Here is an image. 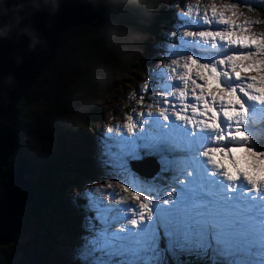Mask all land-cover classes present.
<instances>
[{"label": "snow or ice", "instance_id": "obj_1", "mask_svg": "<svg viewBox=\"0 0 264 264\" xmlns=\"http://www.w3.org/2000/svg\"><path fill=\"white\" fill-rule=\"evenodd\" d=\"M184 7L176 21L192 30L171 34L178 36L166 46L171 65L150 72L137 89L141 107L151 94L158 114H129L124 126L132 137L142 126L141 151L131 158L155 157L159 171L151 183L134 187L127 162L106 161L123 170L120 186L139 203L121 196V206L113 207L83 192L94 215L86 217L77 264H264V129L254 128L257 118L264 120V87L240 75L262 73L264 85V35L251 31L258 21L236 23L239 8L251 12L264 0ZM210 81L217 94L205 91ZM105 155L113 156L109 146Z\"/></svg>", "mask_w": 264, "mask_h": 264}, {"label": "rangeland", "instance_id": "obj_2", "mask_svg": "<svg viewBox=\"0 0 264 264\" xmlns=\"http://www.w3.org/2000/svg\"><path fill=\"white\" fill-rule=\"evenodd\" d=\"M154 1H156L155 8L163 17V20L159 19L152 28H159L158 35L153 36L146 29L122 31L120 36L112 40L116 52L111 56L100 54L95 61L87 65L86 69L83 68L82 62L76 61L68 53H59L57 57L55 56L56 60L53 59L55 60L53 66L46 67L43 80L36 84L37 93L21 105L20 113L23 121L14 158L17 164L24 166L26 173L23 172V175L28 183L39 175L45 178L41 185L37 183L40 185L37 190L35 185L34 198L24 212L29 214L31 210H37L44 214L47 204L44 203L43 198L46 197L50 184L55 183L52 177L57 175L56 173L63 170V175L71 179L62 184L59 193L55 194L58 199L62 196L64 198L60 206L58 202L55 205V216L62 223L61 229L52 230L47 236L46 243L45 240L33 243L40 238L36 228L40 224V218H30L31 222L24 226V230L21 231L19 228L16 232L12 240L16 249L5 264H75L76 260L80 259L78 256L80 247L87 238L86 217L94 215L86 209L87 202L82 196L83 192L90 191L98 199L103 200L104 204L113 207L121 206V196L130 204L138 205L139 202L129 193L124 192L120 186L125 178L123 170L112 163H106L109 159L117 165L120 160L127 162L134 174V178L130 176L128 180L134 187L151 183L156 177L159 164L155 157L131 158L132 153L141 151L139 145L143 141L139 137L143 135L140 131L142 126H137L135 137L129 136L124 127L129 114H133L135 118V114L141 111L145 113L151 111L154 114L159 112L158 105L153 104L154 97L151 94H144V103L141 107L137 89L143 88L144 83L150 79V72L156 69L166 71L171 65V57L166 46L169 41L178 40V36L171 34L177 29L180 33L192 30V28H179L176 21L177 14H186L184 5H195L203 11L213 3L220 6L231 0ZM124 8L122 0H112L114 15L123 16ZM238 11L241 19L236 23H243L244 20L258 21L260 23L251 31L258 36L264 35V7H258L251 12L246 8H239ZM226 14L231 15L230 12ZM164 19L166 23L163 22ZM82 70L83 78L87 77L93 88L78 89L77 75ZM240 75L243 78L255 77L258 81L257 87H264L259 83L262 73L242 70ZM205 91L212 94L218 92L211 81ZM66 93H74L70 100L71 108L82 118H89L93 124L90 127L84 126L73 116L61 118L59 121L61 129L72 124L77 130L71 134L64 132L62 138L58 139L53 132L50 119L51 105L55 94ZM155 95L163 97L166 93L157 91ZM143 128L147 129L146 121ZM254 128L264 129V120L257 118ZM109 129L113 131L109 132ZM256 136L259 138L261 132H257ZM125 139H136L137 143L124 144ZM106 146L110 147L113 156L105 155ZM236 153L247 161L248 158L243 153ZM75 158H78L80 165L83 166L81 171L73 165ZM222 162L227 164V160L222 159ZM49 164L56 165L58 170L50 167ZM242 166L247 165L242 164ZM134 167L141 170L138 173L143 176L139 175ZM109 184L112 188L108 187ZM108 193L118 195L113 199ZM51 218L55 222L54 214ZM69 227L73 228L72 232L69 231ZM28 242L32 243L28 245ZM1 262L4 264L2 260Z\"/></svg>", "mask_w": 264, "mask_h": 264}, {"label": "water", "instance_id": "obj_3", "mask_svg": "<svg viewBox=\"0 0 264 264\" xmlns=\"http://www.w3.org/2000/svg\"><path fill=\"white\" fill-rule=\"evenodd\" d=\"M108 0H56V7H29L21 27L28 35L15 31L0 38V172L8 165L20 134L16 104L45 71L61 49L75 34L79 25L90 27L91 51L99 49L112 30L106 7ZM27 0H0L11 10ZM8 17H0L6 20ZM30 36L40 41L30 49ZM9 77L11 81L9 82ZM1 176V174H0ZM32 188L23 177V169L13 163L0 191V246L11 242L20 224L17 217L32 196Z\"/></svg>", "mask_w": 264, "mask_h": 264}, {"label": "trees", "instance_id": "obj_4", "mask_svg": "<svg viewBox=\"0 0 264 264\" xmlns=\"http://www.w3.org/2000/svg\"><path fill=\"white\" fill-rule=\"evenodd\" d=\"M121 1V0H120ZM123 5H124V11L122 12V15H114L112 12V0H108L106 2V7L108 9V13L110 15V25L112 27V30L109 34L108 39H106L101 46L99 47L98 50L92 52L91 51V34H90V28L84 25H79L76 28V32L74 36L61 48L56 52V57L59 55L61 52L68 53L70 56H72L76 61L79 60L80 62L83 63V68L86 69L87 65H90L93 61L97 59V57L100 54L104 55H113L116 50L114 49L113 46V38L120 36L122 31H141L146 29L149 31L153 36L158 35L159 33V28H154L156 26L158 19H162L163 17L160 14V11L155 8V3L156 1L154 0H122ZM166 19V18H165ZM164 19V23L167 21ZM118 21V23H117ZM116 23V25H115ZM166 28V27H164ZM77 34V35H76ZM76 35V36H75ZM56 60V58H55ZM55 60L51 61L49 64H47L46 67H51L53 66ZM84 71H80V74L77 75V86L78 89H86V88H93L94 86L90 84V82L86 78H83ZM44 72L41 74L39 78H37L36 84L40 83L43 80ZM31 85V87L26 91L24 96H22L19 101L16 104V109H17V115H18V122L21 127L22 124V117H21V105L25 103L29 97H33L37 93V86ZM75 93V92H74ZM68 94L66 93L65 95H58L55 94L53 97L52 101V108H51V113H50V119L51 123L53 126V132L57 136L58 139L62 138V134L64 132L68 133H74V131L77 130V128L74 127V125L69 124L67 125L64 129H61L59 127V121L61 118L65 117H76L80 120V123L84 126L90 127L93 122L89 120V118H82V116H79L72 108L70 105V100L72 99V95L74 94ZM257 139H261V136ZM19 144V138L17 139V144L13 150V153L10 156V163L8 159V165L2 167L1 169V176H0V191L2 190V186L6 183L8 174L10 172V168L12 164L15 162L16 159L14 158L16 155V148L17 145ZM73 165H76L78 170H82L83 166L80 165V161L78 158H75L73 160ZM22 169L23 172L26 173L24 166L18 164ZM50 167H55V169L58 170V167L56 165L49 164ZM138 173V172H137ZM158 173V172H157ZM156 173V175H157ZM57 175H54L52 178H54L55 183L50 184L49 189L47 191V195L44 199V203L46 202L47 206L45 208L44 214L38 212L37 210H31L29 214H26L24 212L30 203L32 202L34 198V191H35V185H36V190L39 188L41 185V182L45 181L44 176H37L36 183L35 180L31 181L29 183L32 187V196L30 198V201L27 205L22 207V211L17 217L18 223L20 224V230H24V226L26 224H29L31 222L30 218L35 219L40 218V224L37 228L38 231V237H40L37 240H34L33 243L45 240L44 243H46V239L48 234L52 230L56 229H61L62 223L60 220L55 216V205L58 202L59 206L63 202V196L56 198V193H59L58 190L61 188L62 184H65L66 182H69L71 178H68L64 176V171H60L59 173H56ZM139 174V173H138ZM155 175V176H156ZM142 176V175H141ZM74 179V178H73ZM37 183H40L38 185ZM43 192V191H42ZM43 194V193H42ZM35 213V216H34ZM54 214L55 222L51 218V215ZM61 226V227H60ZM70 232L73 231V228L69 227L68 228ZM16 234V233H15ZM15 237V235H14ZM49 241V240H47ZM32 242H28V245H30ZM43 243V244H44ZM54 244V243H53ZM16 249L15 247V242L11 241L5 245L0 246V262L1 260L4 262L9 261L12 253ZM78 259L76 260L75 264H77ZM0 264H3L2 262Z\"/></svg>", "mask_w": 264, "mask_h": 264}, {"label": "clouds", "instance_id": "obj_5", "mask_svg": "<svg viewBox=\"0 0 264 264\" xmlns=\"http://www.w3.org/2000/svg\"><path fill=\"white\" fill-rule=\"evenodd\" d=\"M41 0H27L25 3L14 5L11 10L4 8L0 5V17H8L6 20H0V38H9V36L15 31L17 34L28 35L29 30L27 27H21L23 20L29 7H40ZM44 6H51L55 8L56 0H42ZM30 49L34 48L40 41L34 36H30ZM9 77V82L11 81Z\"/></svg>", "mask_w": 264, "mask_h": 264}, {"label": "bare ground", "instance_id": "obj_6", "mask_svg": "<svg viewBox=\"0 0 264 264\" xmlns=\"http://www.w3.org/2000/svg\"><path fill=\"white\" fill-rule=\"evenodd\" d=\"M77 35V34H76ZM75 35V36H76ZM238 153H236L235 154V156H236V158H240V161H241V164H243V165H245L246 163V161L243 159V157H242V155H237ZM244 162V163H243ZM226 163H228V161L226 162ZM247 165V164H246ZM248 166V165H247ZM135 168V167H134ZM136 169V171L137 172H140L141 170H139L138 168H135ZM139 175H141V174H139ZM149 175V174H148ZM143 176V175H142ZM23 177H24V175H23Z\"/></svg>", "mask_w": 264, "mask_h": 264}, {"label": "crops", "instance_id": "obj_7", "mask_svg": "<svg viewBox=\"0 0 264 264\" xmlns=\"http://www.w3.org/2000/svg\"><path fill=\"white\" fill-rule=\"evenodd\" d=\"M159 20V19H158Z\"/></svg>", "mask_w": 264, "mask_h": 264}]
</instances>
